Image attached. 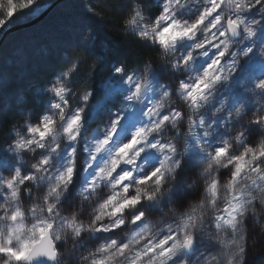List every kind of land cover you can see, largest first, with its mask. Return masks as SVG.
I'll use <instances>...</instances> for the list:
<instances>
[{"label":"clouds","instance_id":"9594fccd","mask_svg":"<svg viewBox=\"0 0 264 264\" xmlns=\"http://www.w3.org/2000/svg\"><path fill=\"white\" fill-rule=\"evenodd\" d=\"M52 3L53 0H48L49 8ZM113 3L119 9L117 34L122 43L150 50L152 55L133 63L121 60L104 72L105 83L118 90L104 112L95 110L93 88L102 61L90 56L87 50L76 48L64 54L50 76L33 82L27 98L14 107L0 109V157L8 158L15 166L22 163L25 169L34 167L42 158L36 155L39 145L34 141L38 138L28 133V125L36 126L43 115L53 120L48 137L41 142L45 148L43 158L49 160L48 169L38 173L41 179L25 189L23 198L0 202V237L7 246L11 229L22 223L24 228L12 237L11 246L19 247L24 240H38L34 226H43V221L53 225L51 238L57 245L55 261L45 256L15 261L0 255V264H92L91 254L96 250L93 242L100 239L92 230L97 226V217L100 221L113 222L114 218L106 214L102 205L117 189L116 181L106 175L103 180H96L94 188L86 181L94 179V174L101 175L99 169L112 170L111 161L121 158L119 146L141 127L145 134L140 137L139 146L127 159H121V163L127 165L128 160L132 161L131 167H125L124 171H133L135 176L126 187L133 195L142 197L139 211L144 213V221L139 226L134 225L131 217L138 212L130 208L128 215L121 217L125 227L118 238L127 240L133 231L143 228L141 239L148 236L155 239L162 229L178 225L183 235L187 224L186 230L194 237V242L184 250L177 264H250V257L264 250V181L242 177L233 186L230 177L225 176L216 193H210L209 185L218 180V172L212 169L222 165L208 158L214 153L210 144L201 143L203 133L200 138L194 133L199 131L197 125L201 119L207 122L211 135L223 133L227 140L241 131L249 132L252 120L259 119L264 125V87H260L264 84V69L252 74L254 60L264 64V15L258 11L255 16L245 17L247 27L255 36L243 31L238 36L229 35V54L218 69L212 70L210 86L201 93L198 103L193 104L181 85L184 82L191 85L203 76L204 69L197 71V68L211 59L208 53L212 49L193 55L188 64L178 67L179 51L173 48L166 52L152 36L158 27L163 0H113ZM157 4L159 11L153 14L152 9ZM13 5L21 12L40 6L30 7L34 0H2L0 15L6 16ZM84 7L92 11L86 0ZM194 50L195 46L189 51ZM118 67L122 69L119 73L116 72ZM130 77L140 87L138 93L135 89L129 91ZM61 86L65 89L63 98L52 91ZM161 90L168 95H163ZM130 95L132 101L128 100ZM54 104L61 105L59 111L52 107ZM149 108L154 110L150 112ZM164 108H171L180 115L171 116L170 112L167 124L157 127L159 110ZM77 113L81 116L80 125L71 133L66 132L68 122ZM118 116L123 120L117 127L113 121ZM18 139L27 145L19 150V155L14 150ZM29 140L33 143L28 144ZM105 140L108 143H104ZM153 145H171L173 150L161 151ZM232 146L239 147L235 142ZM69 167L74 170L73 179L57 187L56 177L66 175ZM157 167L162 171L156 179L143 184L136 182ZM7 195L0 190V196ZM149 195L152 200L147 199ZM234 195L242 201L235 225L221 224L217 228L216 216L232 202ZM125 198L127 194L121 187L117 199ZM17 205L23 219L12 222L9 217ZM49 205L52 213L47 211ZM102 212L105 214L101 215ZM72 220L83 225L82 234H73L72 227L66 226ZM103 243L101 240V245ZM118 264L126 262L120 260Z\"/></svg>","mask_w":264,"mask_h":264},{"label":"snow or ice","instance_id":"6c2138e0","mask_svg":"<svg viewBox=\"0 0 264 264\" xmlns=\"http://www.w3.org/2000/svg\"><path fill=\"white\" fill-rule=\"evenodd\" d=\"M255 4L253 7L252 4ZM24 7V5H21ZM247 8L248 11L242 12L241 9ZM188 11L190 15L185 16L184 13ZM264 15V0H163V7L161 15L157 21L158 27L152 33L155 41H158L159 46L163 47L165 51L175 48L179 51L177 57V66L180 64H188L192 56L200 52H208L211 48L212 52L208 53L211 57L206 60L204 64L199 65L197 71L204 69L203 76L196 79L191 85L184 82L181 87L185 89L186 97L193 103L197 104L201 93L206 90L209 85V77L212 75L213 69H218L223 63L224 58L229 54L227 51V38L240 35L241 31L249 36H255V33L247 27V19L245 17L255 16L257 12ZM8 13H6V16ZM264 22V21H262ZM5 20H0V25H4ZM195 50L190 52V49ZM182 49V50H181ZM250 54V53H246ZM122 71L121 68H116V72ZM129 91L135 89V92L140 91V87L136 84L133 78H128ZM260 87H264L261 84ZM54 91L57 97L63 98L65 89L56 87ZM163 95H168L167 92L161 90ZM88 96L84 97L87 100ZM128 100L132 101L133 96H128ZM57 111L60 110V104L52 106ZM150 112L153 108L148 109ZM171 116L180 115L171 108H164L159 110L158 121L160 124H167ZM231 118H229L230 121ZM123 120L122 116H118L113 123L119 126ZM81 123V116L74 114L68 122L65 129L66 132L71 133ZM227 123V122H226ZM252 127L249 132L241 131L237 136L231 140L223 138V133L220 136L211 135L210 130L206 127L207 122L201 119L198 123L199 131L194 133L196 138H200V133H203L201 143L207 142L211 145V151L214 156H209V159L216 161L217 165H222L212 171L218 172V180L212 181L209 185V191L215 194L219 182H222L225 176L230 177L233 186L239 183L242 177H256L260 181H264V125L259 119L250 121ZM53 124L52 117L43 115L36 126L28 125V133L38 138L34 142L39 145L36 155L42 157L39 162L30 169H25L22 166H15L14 162L8 158L0 157V190L8 193L7 196H0V202L6 200H14L16 198H23L25 189H28L34 181H39L41 177L40 172H45L48 169L49 160L43 158L45 148L41 143L46 140ZM216 125L213 124V127ZM251 133V135H249ZM145 134V129L141 127L134 135L126 139L118 148L120 159L111 161V168L99 169L101 175L95 176L90 182L92 187H95L96 180H103L104 176L115 180L116 193L107 199V202L102 205L107 210L106 214L113 217V222L100 221L97 217V226L92 231L100 238L93 242L95 251L91 254L92 264H118L120 260H124L126 264H177L182 258L185 249L193 245L194 237L188 234L184 226L183 235H181V228L178 225L176 228L162 229L160 235L153 239L148 236L141 239L144 229L141 228L139 232L133 231L130 237L125 240L118 238V235L125 227L122 216L128 215L130 208H135L138 214L131 217V222L134 225H141L144 221V213L139 209L142 204V197L139 194L133 195L130 188L126 187L129 181L133 179L135 173L133 171H124L125 167H131L132 161L128 160V164H122L121 159H127L132 150L137 148L140 144V137ZM233 142L238 143L239 147H233ZM33 143L32 140L28 144ZM104 143H108L107 140ZM27 145L24 140L18 139L14 150L19 155V150L25 148ZM154 148L159 147L161 151L173 150L171 145H153ZM99 150V149H98ZM140 155V153H137ZM205 155H208L205 153ZM167 159V157H165ZM41 165L43 167H41ZM119 165V167H117ZM179 166V165H177ZM73 169L69 167L66 175H58L57 187L61 184L66 185L67 182L73 179ZM162 169L154 168L149 174L142 176L137 183L151 182L160 176ZM7 172V175L3 173ZM208 175H211L209 171ZM118 177V179H117ZM159 182V181H157ZM123 187V191L127 194V198L122 201L117 199L119 189ZM53 189H50L52 191ZM56 197L59 198V192H56ZM148 200H152V196H147ZM242 209V201L239 196L234 195L232 202L225 207L220 214L215 218L216 227L220 228L221 224L235 225L237 214ZM36 209H33V215H36ZM47 211L53 212L51 205L48 206ZM105 213H101L104 215ZM10 220L16 222L23 219V213L17 205L16 209L10 214ZM190 219V218H189ZM43 226H34V231L38 232V240H24L20 242L19 247H12V237L21 232L24 228L22 223H18L7 238V246L5 241L0 237V255L10 257L15 261L31 260L34 256H45L50 260L55 261L57 258V245L51 238V223L41 222ZM66 226H71L73 234H82V224H77L72 220ZM101 240L104 242L101 245Z\"/></svg>","mask_w":264,"mask_h":264},{"label":"trees","instance_id":"16d2710c","mask_svg":"<svg viewBox=\"0 0 264 264\" xmlns=\"http://www.w3.org/2000/svg\"><path fill=\"white\" fill-rule=\"evenodd\" d=\"M86 2L91 12L84 7L85 0H63L41 22L5 35L0 43V109L14 107L27 98L33 82L50 76L64 54L73 48L87 50L90 56L102 61L93 84L94 96L100 91L104 72L114 64L121 60L133 63L152 55L150 50L122 43L117 34L119 9L113 0ZM47 4L48 0H34L30 7L35 8L24 12L13 5L7 16L0 15V20L11 27L27 23L43 12ZM158 11L157 4L152 13ZM4 25H0V38L7 30L3 31ZM250 264H264V250L251 256Z\"/></svg>","mask_w":264,"mask_h":264},{"label":"rangeland","instance_id":"374dc122","mask_svg":"<svg viewBox=\"0 0 264 264\" xmlns=\"http://www.w3.org/2000/svg\"><path fill=\"white\" fill-rule=\"evenodd\" d=\"M2 2V0H0ZM48 6V4H47ZM185 16L190 15V12L186 11ZM4 27V28H3ZM3 31L11 27L10 23H7L3 26ZM253 72L252 74H258L260 69H264V64L256 63L255 60L252 65ZM117 88L105 83L104 78L101 80L100 91L95 95V110L98 113H102L106 108L111 104L113 97L117 94Z\"/></svg>","mask_w":264,"mask_h":264},{"label":"water","instance_id":"95a60500","mask_svg":"<svg viewBox=\"0 0 264 264\" xmlns=\"http://www.w3.org/2000/svg\"><path fill=\"white\" fill-rule=\"evenodd\" d=\"M61 1L63 0H55L53 1L52 3V6L49 8V6H47V8L41 12L37 17L33 18L32 20H30L29 22L27 23H22V24H19V25H16V26H13L11 28H8L4 33L3 35L1 36L0 38V43L1 41L3 40V38L5 37V35H7L9 32L11 31H15V30H18V29H24V28H28V27H31L39 22H41L44 17L55 7L57 6Z\"/></svg>","mask_w":264,"mask_h":264}]
</instances>
